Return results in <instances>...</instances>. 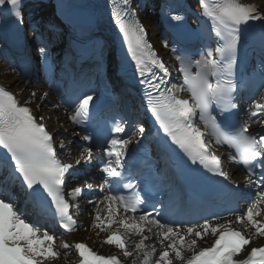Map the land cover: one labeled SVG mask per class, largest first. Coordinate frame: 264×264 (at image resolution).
I'll return each instance as SVG.
<instances>
[{
	"label": "snow or ice",
	"instance_id": "obj_1",
	"mask_svg": "<svg viewBox=\"0 0 264 264\" xmlns=\"http://www.w3.org/2000/svg\"><path fill=\"white\" fill-rule=\"evenodd\" d=\"M199 4L201 15L211 22L216 46L205 47L195 55L173 47L172 51L177 53V71L182 77L179 86H163L160 73L167 75L169 69L147 42V30L139 22L130 0H123L122 5L114 8L113 16L134 62V74L144 86L146 110L174 145L214 176L230 181L221 157L210 147L212 139L234 149L236 155H230V159L246 169V184L255 189L254 201L242 213L230 211L228 214L234 215V219L223 223L218 222L221 217L217 215L201 218L202 222L197 223L165 219L163 205L148 211L147 201L138 191L139 182L134 183L124 175L129 145L140 142L146 132L145 125L129 126L127 121L114 119L111 138L104 147L107 159L101 168L103 182L97 186L102 199L93 198L87 203L96 204L91 228L107 233L104 243L120 249L121 256L100 255L83 241L57 243V237L49 230H41L35 220L29 222L31 218L14 200V186L0 177V264H52L62 258L66 260L73 249L78 264H126L127 258H132V264H137V259L139 264H264V245L250 250L248 247L255 238L264 237V218H261L264 217V135L249 132V123L264 117V59L256 70L261 81L259 98L252 100L243 123L227 122L239 108L235 69L242 39L240 26L255 21L264 23V12L243 0H199ZM5 11L17 23H23V0H0V15ZM183 19L180 15L171 16L173 21ZM38 53L42 61H48L46 45L40 46ZM177 87L190 93V97H178ZM46 96L44 93L43 97ZM35 97L33 91L29 100L21 104L15 94L0 86V148L10 158L11 175L20 180L25 193L32 197L34 211L40 215L51 213L63 230L73 232L78 222L70 209L79 210L80 205L70 200H77L86 190L92 192L93 184L86 182L82 187L65 191L66 174L73 165L57 158L53 133L40 122L44 117L38 120L29 106ZM96 99L94 92L78 98L70 117L73 123L82 124L91 116ZM197 118L203 128L197 125ZM133 136L137 137L135 141ZM83 140L91 141L92 137L85 135ZM59 147L63 149L65 145L60 143ZM92 158V148L82 146L75 163L89 164ZM124 179L128 182L123 183ZM231 183L240 187L236 182ZM121 189L129 191L125 194ZM101 204L107 210L103 217ZM121 209L123 214L131 213V219L123 217ZM137 213H140L138 218ZM209 235L213 237L211 245L201 247L198 240L203 241Z\"/></svg>",
	"mask_w": 264,
	"mask_h": 264
},
{
	"label": "bare ground",
	"instance_id": "obj_2",
	"mask_svg": "<svg viewBox=\"0 0 264 264\" xmlns=\"http://www.w3.org/2000/svg\"><path fill=\"white\" fill-rule=\"evenodd\" d=\"M253 1H256L258 4H260L261 9L264 11V0H253ZM147 24H148V28L150 29L151 39L154 45L157 46V48L160 50V53H162L164 58L170 61L172 59V54L170 53L169 48L165 47V42H166L165 39L162 37V35L156 34L155 32L156 29H154V27L150 24V22L149 23L147 22ZM0 79L8 87H12V89L16 92L17 96L23 99L24 101H27V99L30 98L31 93L33 91L36 92V97H35L36 100L33 101L34 98H32L30 104L34 107L35 112L38 115V118H40L41 116L44 117L43 121L46 122L48 127L56 133L58 148L62 152V155L65 157V159L71 160L73 163H75L76 160L80 158V152L73 150V152H71V155H69L68 154L69 152L65 153L66 152L64 151L65 147L61 149L59 145L60 143H63L64 145L68 144L67 139L73 142L79 140L80 137L70 126L69 120L67 118L68 115L65 114L64 111L58 107V105L51 107L48 106V103L50 101H55L50 87L46 84L35 85L32 82L23 81L17 76L16 73L12 72L11 70L9 71L7 67L2 68L1 65H0ZM44 93H47L46 97H43ZM48 98L49 100L47 101ZM224 155L227 156V154L225 153ZM229 163H231V161H229ZM81 164H83V162H81ZM228 170L231 173L234 170V168L228 167ZM83 201L86 203L85 206L86 214H83L82 212L76 213V218L80 226L79 231L77 233H72L68 235H59V236L55 235L57 237V243L63 241L71 244L77 241H84L90 245L100 248L102 251H107V250H109L110 252L113 251L114 247L112 245H108L102 242V238L105 237L107 233L100 232L99 229L91 228L93 218L95 217L94 210H96V206L93 207L89 205L87 203L88 200L85 201L83 199ZM100 209H102L101 216L103 217L104 215H106L107 210L102 206H100ZM97 232H99V236L97 235ZM133 238L138 239V237H133ZM262 239H264V237H257L253 240V242L258 244L261 242ZM210 241H211V236L209 235L205 237L203 241L198 240V243L200 244V246H202L203 243ZM157 247H159L158 244ZM73 257H74L73 250H71V254L68 255L66 260L62 258L53 262H56V264L70 262L72 261ZM137 264H139V259H137Z\"/></svg>",
	"mask_w": 264,
	"mask_h": 264
},
{
	"label": "rangeland",
	"instance_id": "obj_3",
	"mask_svg": "<svg viewBox=\"0 0 264 264\" xmlns=\"http://www.w3.org/2000/svg\"><path fill=\"white\" fill-rule=\"evenodd\" d=\"M147 22V21H146ZM149 22H150V24L152 25V22H151V20L149 19ZM148 22V23H149ZM147 24V23H146ZM147 28H148V24H147ZM156 34H158V33H156ZM150 36H151V34H150Z\"/></svg>",
	"mask_w": 264,
	"mask_h": 264
}]
</instances>
